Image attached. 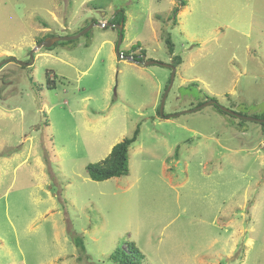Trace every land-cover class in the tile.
<instances>
[{
	"label": "rangeland",
	"instance_id": "obj_1",
	"mask_svg": "<svg viewBox=\"0 0 264 264\" xmlns=\"http://www.w3.org/2000/svg\"><path fill=\"white\" fill-rule=\"evenodd\" d=\"M185 1L0 0V62L33 59L0 67V264H264V123L194 109L264 119V0ZM121 9L119 51L157 64L116 53ZM137 126L128 174L92 180Z\"/></svg>",
	"mask_w": 264,
	"mask_h": 264
},
{
	"label": "trees",
	"instance_id": "obj_2",
	"mask_svg": "<svg viewBox=\"0 0 264 264\" xmlns=\"http://www.w3.org/2000/svg\"><path fill=\"white\" fill-rule=\"evenodd\" d=\"M185 3H186L185 0H181V4H185ZM176 11L177 9L174 10V13H176ZM115 20L116 22H120V20H123V21L125 20L123 9H121L118 13H116L110 21L114 22ZM53 35L54 34H49V36H53ZM61 42H65V41H61ZM164 42L166 44L168 52L170 54H173L174 45H173V42L169 34H167V36L165 37ZM130 49L131 50L123 52V54L127 55L131 53L133 49H140L139 54L132 53V56H134L136 61L140 63L143 60L142 56L145 54V50L141 48L139 43L132 45ZM172 59L175 60L172 62V65H174L175 67L181 63V59L177 55L174 56ZM51 81L52 80H50V82ZM47 87L51 88V85L48 84ZM207 98L213 99L216 101L214 96L207 97ZM214 105L217 106L219 112L223 114H228L225 111L219 109L218 102ZM228 115H231V114H228ZM261 117L264 118V115H262ZM138 133H139V126L136 127V129L133 131L131 136L124 137L123 139L115 143L111 147L108 155L105 158L95 163H88L86 165V171H87L88 176L92 180L103 181L111 177H120L123 175H127L129 172V168H128L129 147L131 146V144H133L137 140ZM73 242L78 248L83 250V242L80 237L74 236ZM109 258L115 264H143V261H142L143 255L140 254L138 249L132 246L131 244H127L126 250L121 247H116L115 250L110 254Z\"/></svg>",
	"mask_w": 264,
	"mask_h": 264
},
{
	"label": "water",
	"instance_id": "obj_3",
	"mask_svg": "<svg viewBox=\"0 0 264 264\" xmlns=\"http://www.w3.org/2000/svg\"><path fill=\"white\" fill-rule=\"evenodd\" d=\"M93 25H95V23H91L89 24L87 27L83 28L82 30H80L79 32H77L76 34H73V35H66V36H59V35H54V36H48V37H45L43 40H41L40 42L37 43V45L35 46V50L36 49H40L41 47H45V48H49L51 47L55 42H59V41H67V40H74V39H77L79 38L81 35L85 34L86 32H88L92 27ZM99 26H108V25H112L113 27H115L119 34H118V39H117V43H116V53L118 54L119 57H124L130 61H134L136 63H138L136 61V59L134 58V56L132 55H124L122 52L119 51V46L122 42V39H123V27H124V21L123 20H120V22L116 25L110 23V22H102V23H99L98 24ZM144 56H142V58L144 59ZM10 60H16V62L19 64V65H31L32 62H33V59H31L30 62H23V61H19L17 60L15 57H9L7 58L6 60H3L2 62H0V67L10 61ZM141 64H143L144 66H147V65H150V64H157L158 62L155 61V60H142L140 62ZM164 66L166 67H169L171 70H172V73H171V80L173 79V76L175 74V66L172 65V64H163ZM171 86V85H170ZM170 86H168V88L165 90V92L163 93V96H162V99H161V102H160V105H159V112L160 114L162 115L163 114V107H164V103H165V99H166V96H167V93L170 89ZM217 102L215 100H207L206 102H204L203 104L197 106L196 108L194 109H198L202 106H205V105H208V104H216ZM218 106L221 110L225 111L226 113L228 114H231L233 116H236V117H239V118H242V119H245V120H249V121H256V122H260V123H264V119H260V118H254V117H246V116H241V115H238L236 113H234L232 110H230L229 108L223 106V105H220L218 103ZM191 109H188V110H184V112H189Z\"/></svg>",
	"mask_w": 264,
	"mask_h": 264
},
{
	"label": "crops",
	"instance_id": "obj_4",
	"mask_svg": "<svg viewBox=\"0 0 264 264\" xmlns=\"http://www.w3.org/2000/svg\"><path fill=\"white\" fill-rule=\"evenodd\" d=\"M111 146H113V145H110L109 147H111ZM110 151V148L108 149V152Z\"/></svg>",
	"mask_w": 264,
	"mask_h": 264
},
{
	"label": "flooded vegetation",
	"instance_id": "obj_5",
	"mask_svg": "<svg viewBox=\"0 0 264 264\" xmlns=\"http://www.w3.org/2000/svg\"><path fill=\"white\" fill-rule=\"evenodd\" d=\"M112 24H113V23H112ZM53 36H54V35H53ZM44 37H45V36H44ZM40 41H41V40H40ZM40 41H38V42H40ZM38 42H37V43H38ZM53 45H54V44H53ZM53 45H52V46H53Z\"/></svg>",
	"mask_w": 264,
	"mask_h": 264
},
{
	"label": "clouds",
	"instance_id": "obj_6",
	"mask_svg": "<svg viewBox=\"0 0 264 264\" xmlns=\"http://www.w3.org/2000/svg\"><path fill=\"white\" fill-rule=\"evenodd\" d=\"M138 64H140V63H138Z\"/></svg>",
	"mask_w": 264,
	"mask_h": 264
}]
</instances>
